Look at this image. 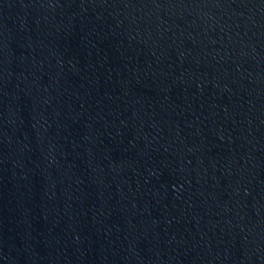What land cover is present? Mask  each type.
<instances>
[{"label":"water","instance_id":"1","mask_svg":"<svg viewBox=\"0 0 264 264\" xmlns=\"http://www.w3.org/2000/svg\"><path fill=\"white\" fill-rule=\"evenodd\" d=\"M0 264H264V0H0Z\"/></svg>","mask_w":264,"mask_h":264}]
</instances>
